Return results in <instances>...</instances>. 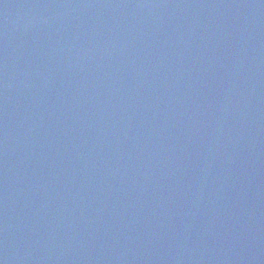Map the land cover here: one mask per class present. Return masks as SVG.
<instances>
[{"label": "water", "instance_id": "obj_1", "mask_svg": "<svg viewBox=\"0 0 264 264\" xmlns=\"http://www.w3.org/2000/svg\"><path fill=\"white\" fill-rule=\"evenodd\" d=\"M0 264H264V0H0Z\"/></svg>", "mask_w": 264, "mask_h": 264}]
</instances>
